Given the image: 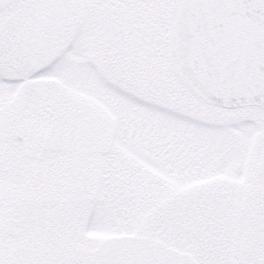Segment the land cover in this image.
<instances>
[{
	"label": "snow or ice",
	"instance_id": "snow-or-ice-1",
	"mask_svg": "<svg viewBox=\"0 0 264 264\" xmlns=\"http://www.w3.org/2000/svg\"><path fill=\"white\" fill-rule=\"evenodd\" d=\"M0 264H264V0H0Z\"/></svg>",
	"mask_w": 264,
	"mask_h": 264
}]
</instances>
